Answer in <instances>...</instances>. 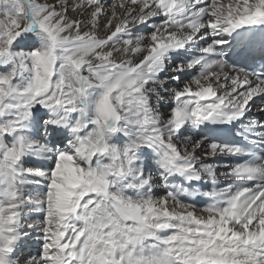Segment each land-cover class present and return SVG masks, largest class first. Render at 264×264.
I'll list each match as a JSON object with an SVG mask.
<instances>
[{
  "label": "snow or ice",
  "instance_id": "1",
  "mask_svg": "<svg viewBox=\"0 0 264 264\" xmlns=\"http://www.w3.org/2000/svg\"><path fill=\"white\" fill-rule=\"evenodd\" d=\"M0 264H264V0H0Z\"/></svg>",
  "mask_w": 264,
  "mask_h": 264
}]
</instances>
